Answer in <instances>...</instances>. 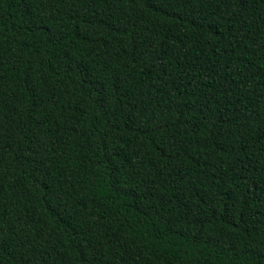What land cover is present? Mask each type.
I'll use <instances>...</instances> for the list:
<instances>
[{
	"label": "trees",
	"instance_id": "obj_1",
	"mask_svg": "<svg viewBox=\"0 0 264 264\" xmlns=\"http://www.w3.org/2000/svg\"><path fill=\"white\" fill-rule=\"evenodd\" d=\"M0 264H264V0H0Z\"/></svg>",
	"mask_w": 264,
	"mask_h": 264
}]
</instances>
